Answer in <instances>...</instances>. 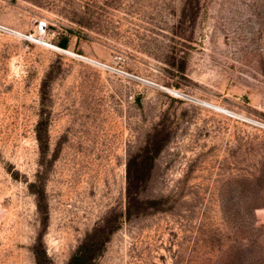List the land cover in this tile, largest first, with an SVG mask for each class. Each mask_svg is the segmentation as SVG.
I'll return each mask as SVG.
<instances>
[{"label":"rangeland","instance_id":"1","mask_svg":"<svg viewBox=\"0 0 264 264\" xmlns=\"http://www.w3.org/2000/svg\"><path fill=\"white\" fill-rule=\"evenodd\" d=\"M0 26V264L116 216L94 264H264V0H0Z\"/></svg>","mask_w":264,"mask_h":264},{"label":"trees","instance_id":"2","mask_svg":"<svg viewBox=\"0 0 264 264\" xmlns=\"http://www.w3.org/2000/svg\"><path fill=\"white\" fill-rule=\"evenodd\" d=\"M68 43H69V39L67 37H62L60 41L57 43V46L61 48L62 50H67ZM44 86H45V81L43 80L41 83V90L44 88ZM42 126L44 125L42 124V119H40L36 127V136H37L38 142L40 140L39 132ZM150 141L151 143L153 142L154 144V141H155L154 136L151 137ZM160 149H161V146H158L155 149H153L154 156L157 154V152H159ZM149 150L151 152L152 149L145 148L143 152L145 154H148ZM154 156L148 158L149 162H148V166H146V171L148 172L151 169V162ZM143 168H144V163L140 162L138 172H142ZM142 184H143V181L139 179H135L133 182L129 183V188H127V199L129 200V202H133V203L139 202L137 197L139 195ZM34 185L35 184L33 183V184H30L29 186L33 187ZM135 214H140V211L136 210ZM118 217L119 216H116L111 219L108 217L104 218L101 224L96 225L93 231L85 236V239L77 247L75 252L70 256L66 264H94L93 258L95 255V251L99 250V247L104 245L108 241L109 236L118 228V225H117ZM41 257L43 258L44 261L46 260L47 262V258L43 252L41 254ZM36 264H42V261H40V259L37 258Z\"/></svg>","mask_w":264,"mask_h":264},{"label":"built area","instance_id":"3","mask_svg":"<svg viewBox=\"0 0 264 264\" xmlns=\"http://www.w3.org/2000/svg\"><path fill=\"white\" fill-rule=\"evenodd\" d=\"M47 30H48V27H47L46 22L44 20H38L36 25H35V35L37 37H43ZM0 31L6 32L10 35H16L17 34L15 31H13L9 28H6V27H2V26H0ZM93 63H94L93 64L94 66H96L98 69H100L102 71H106L108 73H115L117 75H122L125 78L135 79V80L140 81V82H147V81H144L138 77H134L133 75H131L129 73H126V72H123L119 69H116L115 67H113L109 64L100 63V62H96V61H94Z\"/></svg>","mask_w":264,"mask_h":264},{"label":"bare ground","instance_id":"4","mask_svg":"<svg viewBox=\"0 0 264 264\" xmlns=\"http://www.w3.org/2000/svg\"><path fill=\"white\" fill-rule=\"evenodd\" d=\"M168 92H171V93H177V91H173V90H168L166 89ZM178 94V93H177ZM230 114V113H229ZM242 118V117H241ZM244 119V118H243ZM264 127V125H262ZM1 220V219H0Z\"/></svg>","mask_w":264,"mask_h":264}]
</instances>
